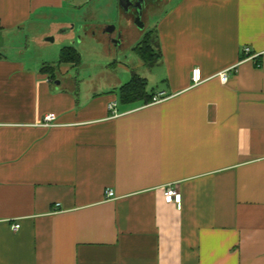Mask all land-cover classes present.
<instances>
[{
  "label": "crops",
  "instance_id": "0c3cea01",
  "mask_svg": "<svg viewBox=\"0 0 264 264\" xmlns=\"http://www.w3.org/2000/svg\"><path fill=\"white\" fill-rule=\"evenodd\" d=\"M104 2L0 0V264H264V0H153L143 30L89 23L114 60L112 42L152 33L160 86L145 81L163 96L131 105L114 93L127 82L83 95L42 72L72 47L55 31ZM28 30L26 61L13 43Z\"/></svg>",
  "mask_w": 264,
  "mask_h": 264
},
{
  "label": "rangeland",
  "instance_id": "374dc122",
  "mask_svg": "<svg viewBox=\"0 0 264 264\" xmlns=\"http://www.w3.org/2000/svg\"><path fill=\"white\" fill-rule=\"evenodd\" d=\"M103 4V3H102ZM117 4V3H116ZM112 5L110 1L105 0L104 4L100 7L94 9L93 5L85 8L80 15L73 14L71 16V23L67 28L64 29H57L55 32L56 38H70L71 46L81 55V63L79 67L70 68L69 73L66 76L67 79L64 80L63 74L56 73V81L60 79L62 82H65L66 88L72 92L81 91L83 95L85 94H97L98 92H102V90H112L113 87L119 86V84H124L128 82L127 80L130 79L133 75H137L138 77L145 79L148 81L149 89L158 90L157 86L160 84L155 85L154 81L157 78V70H151L149 66L144 68H139L137 63L141 62V60L136 56V54L131 50L132 45L129 44V40L127 37L124 38V46L118 47L120 43L116 44L112 42V49L117 55V59L114 60L112 58L107 57L102 52L103 46H99L96 39L92 38L89 33V23H93L96 26V30H100L101 22H105L109 19V26L113 27L114 29H120L122 22L126 19L131 20L134 24V16L135 14L131 12L132 9L124 10L118 4V11L119 13L112 14ZM145 12L142 11L141 22L144 20ZM114 18V19H113ZM113 20V23H111ZM135 26V24H134ZM73 27V29H72ZM147 27L146 30L147 31ZM66 31L65 35L61 34V31ZM28 31L18 34L13 45L21 46V49L17 51L22 52L24 54V59L28 61V59L39 58L40 52L39 50L35 49L34 52L32 51V43L30 41H26L25 34ZM141 33V32H138ZM142 32V37H143ZM30 38V35L28 36ZM48 38H54L53 36ZM98 39V38H97ZM55 41V40H54ZM59 42H51L50 46L58 48ZM66 47V46H65ZM70 47V46H69ZM111 51V48L109 52ZM2 52V51H1ZM4 52H7L6 49ZM33 52V53H32ZM12 54V51H9ZM39 54V55H38ZM59 52L55 51L53 53L47 52L46 57L49 60L57 61L58 60ZM119 62L125 64L127 67L124 68L123 66L119 65ZM142 63V62H141ZM143 64V63H142ZM156 71V72H155Z\"/></svg>",
  "mask_w": 264,
  "mask_h": 264
},
{
  "label": "trees",
  "instance_id": "16d2710c",
  "mask_svg": "<svg viewBox=\"0 0 264 264\" xmlns=\"http://www.w3.org/2000/svg\"><path fill=\"white\" fill-rule=\"evenodd\" d=\"M133 52L141 60L143 65L153 67L161 58V53L154 47L152 42V33H145L141 42L134 47ZM81 63L80 54L72 47H65L60 50L58 61L54 65H46L42 68V72L55 80L57 69L63 64L78 67ZM114 93L118 97L121 105H131L138 102L144 104L152 103L154 95L147 90L145 79L133 75L131 79L121 86Z\"/></svg>",
  "mask_w": 264,
  "mask_h": 264
},
{
  "label": "built area",
  "instance_id": "2783aa9c",
  "mask_svg": "<svg viewBox=\"0 0 264 264\" xmlns=\"http://www.w3.org/2000/svg\"><path fill=\"white\" fill-rule=\"evenodd\" d=\"M243 53L249 59H254L255 58V57H250L249 56L250 50L247 49V48H245L243 50ZM228 73H229V71H225V72L219 74V78H220V81L222 83H225L227 81V78H228L227 74ZM191 81H192V84H194V85H199L202 82V76H201L200 69H194L192 71V73H191ZM162 96L163 95L154 96V98L152 100V103L158 102L162 98ZM116 107H117V102L116 101L110 103L109 106H108L109 110L112 112L113 115H116ZM55 122H56L55 115L54 114H48L43 119L42 125L47 127V126L54 125ZM105 194H106V197L108 199L113 197V193L110 190L106 191ZM164 197H165V201L167 203H173V204H176L177 206L180 205L181 199H182L181 198V194L177 191V189L174 186H169V187L166 188ZM11 228L14 231H17V229L19 228V225H13V226H11Z\"/></svg>",
  "mask_w": 264,
  "mask_h": 264
},
{
  "label": "water",
  "instance_id": "95a60500",
  "mask_svg": "<svg viewBox=\"0 0 264 264\" xmlns=\"http://www.w3.org/2000/svg\"><path fill=\"white\" fill-rule=\"evenodd\" d=\"M150 2H153V0H118V4L122 9L124 10L132 9L134 11L135 14L134 24L139 30L144 29V23L141 22L142 11H144L145 5L149 4ZM111 30H114V28L111 27ZM46 40L53 42L54 38H48ZM58 84L59 82L57 81L56 85Z\"/></svg>",
  "mask_w": 264,
  "mask_h": 264
}]
</instances>
